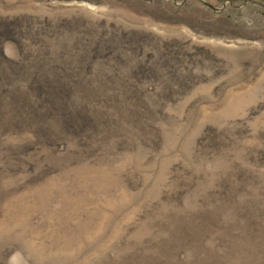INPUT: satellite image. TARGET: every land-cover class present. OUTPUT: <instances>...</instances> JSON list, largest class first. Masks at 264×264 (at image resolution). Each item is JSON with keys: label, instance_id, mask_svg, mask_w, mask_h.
<instances>
[{"label": "rangeland", "instance_id": "1", "mask_svg": "<svg viewBox=\"0 0 264 264\" xmlns=\"http://www.w3.org/2000/svg\"><path fill=\"white\" fill-rule=\"evenodd\" d=\"M0 264H264V0H0Z\"/></svg>", "mask_w": 264, "mask_h": 264}]
</instances>
